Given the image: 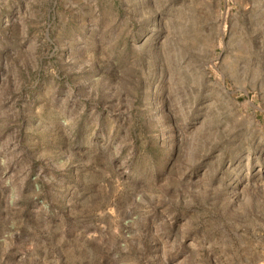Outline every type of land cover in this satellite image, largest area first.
Instances as JSON below:
<instances>
[{"label":"rangeland","instance_id":"1","mask_svg":"<svg viewBox=\"0 0 264 264\" xmlns=\"http://www.w3.org/2000/svg\"><path fill=\"white\" fill-rule=\"evenodd\" d=\"M0 264H264V0H0Z\"/></svg>","mask_w":264,"mask_h":264}]
</instances>
